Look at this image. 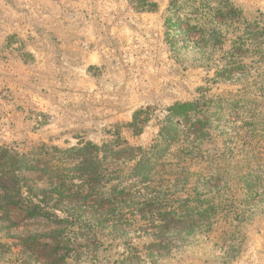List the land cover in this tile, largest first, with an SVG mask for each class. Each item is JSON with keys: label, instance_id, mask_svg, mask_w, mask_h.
Returning a JSON list of instances; mask_svg holds the SVG:
<instances>
[{"label": "rangeland", "instance_id": "1", "mask_svg": "<svg viewBox=\"0 0 264 264\" xmlns=\"http://www.w3.org/2000/svg\"><path fill=\"white\" fill-rule=\"evenodd\" d=\"M0 264H264V0H0Z\"/></svg>", "mask_w": 264, "mask_h": 264}]
</instances>
